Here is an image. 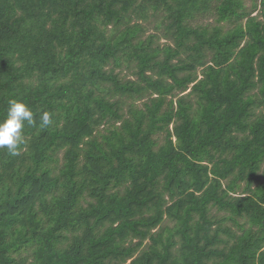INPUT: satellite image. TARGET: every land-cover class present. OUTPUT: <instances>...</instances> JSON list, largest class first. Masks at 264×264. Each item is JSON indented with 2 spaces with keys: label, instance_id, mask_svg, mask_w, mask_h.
I'll use <instances>...</instances> for the list:
<instances>
[{
  "label": "trees",
  "instance_id": "trees-1",
  "mask_svg": "<svg viewBox=\"0 0 264 264\" xmlns=\"http://www.w3.org/2000/svg\"><path fill=\"white\" fill-rule=\"evenodd\" d=\"M250 1L0 0V120H36L0 150V264H264Z\"/></svg>",
  "mask_w": 264,
  "mask_h": 264
},
{
  "label": "clouds",
  "instance_id": "clouds-1",
  "mask_svg": "<svg viewBox=\"0 0 264 264\" xmlns=\"http://www.w3.org/2000/svg\"><path fill=\"white\" fill-rule=\"evenodd\" d=\"M6 116L0 120V150H7L16 155L19 146L23 143L25 124H35L32 110L17 99L7 102ZM51 113L44 111L40 115V126L47 127L51 123Z\"/></svg>",
  "mask_w": 264,
  "mask_h": 264
},
{
  "label": "rangeland",
  "instance_id": "rangeland-1",
  "mask_svg": "<svg viewBox=\"0 0 264 264\" xmlns=\"http://www.w3.org/2000/svg\"><path fill=\"white\" fill-rule=\"evenodd\" d=\"M245 1H246V4H247V7H251V1L250 0H245ZM256 14L257 13H255L254 15H256ZM207 22L211 23V22H213V20L212 19H198L194 23L196 25V24H203V23H207ZM148 27H149V32H148L147 35H150V34L154 33V23H151ZM162 43H165V40H162ZM128 74H129L128 71H124V72H122L121 75H128ZM127 79L136 80V77L128 75ZM138 104H140V103H138Z\"/></svg>",
  "mask_w": 264,
  "mask_h": 264
}]
</instances>
